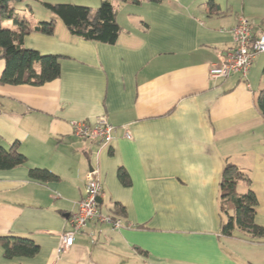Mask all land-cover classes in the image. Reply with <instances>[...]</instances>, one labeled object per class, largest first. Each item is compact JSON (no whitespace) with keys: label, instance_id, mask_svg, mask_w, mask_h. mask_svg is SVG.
Returning a JSON list of instances; mask_svg holds the SVG:
<instances>
[{"label":"crops","instance_id":"1","mask_svg":"<svg viewBox=\"0 0 264 264\" xmlns=\"http://www.w3.org/2000/svg\"><path fill=\"white\" fill-rule=\"evenodd\" d=\"M99 1L81 6L96 10ZM22 5L16 11L31 19L29 0ZM113 5L120 28L113 45L72 36L63 24L50 36L30 33L23 46L59 56V77L40 86L0 85V147L18 142L27 158L0 171V237L38 246L31 258L7 260L0 245V264H264V237L222 236L219 213V184L231 164L249 177L237 192L254 193V220L264 228V118L256 107L264 53L245 80L208 76L232 47L239 17L261 28L264 21L245 16L244 1L241 13L232 0ZM3 69L2 61L0 75ZM102 116L114 127L108 144L73 135V122ZM31 168L58 179H31ZM90 168L102 187L100 213L123 226L113 231L91 221L59 255V235L70 229L67 217L84 196Z\"/></svg>","mask_w":264,"mask_h":264},{"label":"trees","instance_id":"2","mask_svg":"<svg viewBox=\"0 0 264 264\" xmlns=\"http://www.w3.org/2000/svg\"><path fill=\"white\" fill-rule=\"evenodd\" d=\"M25 1L27 0H0V61L4 62L0 85L40 86L59 77V56L42 55L23 46L25 36L30 33L50 36L55 29L54 19L31 26L28 20L16 11L17 5ZM114 1L100 0L96 10L74 4L40 2V5L51 12L72 36L85 41L113 45L120 33L119 25L115 20ZM118 1L139 5L142 0ZM147 1L161 3L162 0ZM7 23L11 24L12 28L8 27ZM256 107L264 118V90L257 97ZM18 148V142L13 143L8 150L0 147V171L11 170L26 164L27 158L18 151ZM28 175L29 178L40 182L58 179L54 173L39 168L29 169ZM118 178L122 183L125 182L124 170L119 169ZM239 182H244L248 186L251 183L249 177L241 174L235 166L226 164L219 184L221 235L230 237L234 231H239L252 238H263L264 228L256 225L254 220L257 206L255 195L250 190L239 194L237 192ZM0 245L3 256L7 260L16 257L31 258L38 252V246L25 238L0 237Z\"/></svg>","mask_w":264,"mask_h":264},{"label":"built area","instance_id":"3","mask_svg":"<svg viewBox=\"0 0 264 264\" xmlns=\"http://www.w3.org/2000/svg\"><path fill=\"white\" fill-rule=\"evenodd\" d=\"M230 33L233 40L232 47L219 55L217 64L209 67L210 79L227 78L238 74L245 80L249 75L254 57L264 53V28L258 27L249 19L239 17ZM72 130L73 135L79 139L99 140L106 145L112 140L114 127L102 116L97 118L93 124L73 122ZM125 137L131 139L128 133H125ZM101 189L98 170L90 168L85 175L84 196L77 203L76 210L67 217L70 229L59 235L57 254L62 255L70 250L75 235L83 231L91 221L106 223L113 231L122 228L120 220L100 213L98 199Z\"/></svg>","mask_w":264,"mask_h":264},{"label":"rangeland","instance_id":"4","mask_svg":"<svg viewBox=\"0 0 264 264\" xmlns=\"http://www.w3.org/2000/svg\"><path fill=\"white\" fill-rule=\"evenodd\" d=\"M37 1H46L47 3H58V2H68L70 3H75L78 5H83V0H29L30 5L29 8H31L30 18L28 19L29 21L32 19H36L37 23L38 22H43V21H49L54 19L55 25L60 26V28L64 29V26L62 23L53 16L51 12L43 8L41 5L37 3ZM233 4L235 5V10L237 9L238 13H241V4L245 3V16H247L250 19H253L256 23L259 24V22L264 21V0H232ZM100 3V1H99ZM19 7H23V5H17ZM92 7V6H91ZM98 7V6H97ZM93 9L96 8V6L92 7ZM21 16H24L21 14ZM262 19V20H261ZM32 23V22H31ZM8 27L12 28V25L7 23L6 24ZM2 62V61H0Z\"/></svg>","mask_w":264,"mask_h":264},{"label":"water","instance_id":"5","mask_svg":"<svg viewBox=\"0 0 264 264\" xmlns=\"http://www.w3.org/2000/svg\"><path fill=\"white\" fill-rule=\"evenodd\" d=\"M98 202H99V200H98Z\"/></svg>","mask_w":264,"mask_h":264}]
</instances>
